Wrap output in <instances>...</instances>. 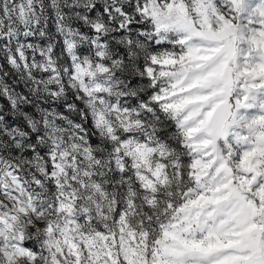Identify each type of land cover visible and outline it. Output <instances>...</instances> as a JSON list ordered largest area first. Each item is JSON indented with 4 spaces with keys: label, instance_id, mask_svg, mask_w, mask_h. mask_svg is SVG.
<instances>
[{
    "label": "snow or ice",
    "instance_id": "snow-or-ice-1",
    "mask_svg": "<svg viewBox=\"0 0 264 264\" xmlns=\"http://www.w3.org/2000/svg\"><path fill=\"white\" fill-rule=\"evenodd\" d=\"M0 264H264V0H0Z\"/></svg>",
    "mask_w": 264,
    "mask_h": 264
}]
</instances>
